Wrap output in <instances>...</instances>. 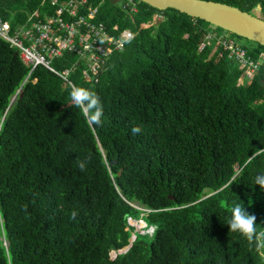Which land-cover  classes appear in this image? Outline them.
<instances>
[{
  "label": "trees",
  "instance_id": "16d2710c",
  "mask_svg": "<svg viewBox=\"0 0 264 264\" xmlns=\"http://www.w3.org/2000/svg\"><path fill=\"white\" fill-rule=\"evenodd\" d=\"M133 1L134 12L110 0L77 7L83 14L100 2L94 22L116 37L133 33L95 78L81 75L75 52H63L51 64L69 70L67 81L43 65L24 81L29 68L0 38V264H264L226 224L241 203L264 227V191L254 183L264 155L245 166L264 148V46L247 47L258 67L238 84L222 32ZM213 1L258 7L264 19V0ZM50 2L0 0V21L12 35L35 11L36 19L53 15ZM154 15L162 19L141 27ZM73 87L99 96L101 125L74 106ZM128 217L152 231L139 233Z\"/></svg>",
  "mask_w": 264,
  "mask_h": 264
},
{
  "label": "built area",
  "instance_id": "2783aa9c",
  "mask_svg": "<svg viewBox=\"0 0 264 264\" xmlns=\"http://www.w3.org/2000/svg\"><path fill=\"white\" fill-rule=\"evenodd\" d=\"M110 1L119 4L120 7L125 8L128 12L136 11L133 0ZM56 3L57 0H51L49 4L52 8V13L54 11L53 15L44 14L42 19H36L39 14L34 12L24 24L18 26L17 32L12 35L9 34L8 23L0 21V38L10 48L19 52L22 62L30 68L28 76L37 65H43L67 81L66 76L69 70L57 71L51 63L54 58H57L63 52H75L84 65L80 69L81 75L85 79L95 78L103 70L107 61L106 56L113 49L124 47L125 33L130 32L132 37L133 33L129 29H124L116 37L110 34L102 23L94 22L93 19L101 5L100 2L96 7H91V4L88 5L83 14L78 13L77 7L78 5L87 4V0L63 2L53 10ZM144 24L146 23H142L141 26ZM113 28L117 29L116 26ZM210 37L212 36L207 34V40L198 44V51H202L209 46ZM218 38L224 49L227 50L228 58H234L237 65L239 64L238 68L242 70V77L252 78L258 67V61L249 55L247 49L238 44L230 35L222 32ZM259 56L263 57L264 53H260ZM240 82L241 79L239 80ZM259 102H264V92L263 98ZM134 205L138 206L137 204ZM130 219L132 218L128 217L129 224L133 225ZM136 221L138 222L136 225L143 224V227L145 226V222L141 218Z\"/></svg>",
  "mask_w": 264,
  "mask_h": 264
},
{
  "label": "clouds",
  "instance_id": "9594fccd",
  "mask_svg": "<svg viewBox=\"0 0 264 264\" xmlns=\"http://www.w3.org/2000/svg\"><path fill=\"white\" fill-rule=\"evenodd\" d=\"M125 37H126V39L124 40L125 43L131 42L132 34L130 32H126ZM238 44H240V43H238ZM240 45L244 46L247 49V53L249 54L247 46H245L243 44H240ZM17 53L19 56L18 51H17ZM261 53H263V52H261ZM20 60H21V58H20ZM21 62H22V60H21ZM29 70H30V68H29ZM29 70H28V73H29ZM241 72H242V70H240V76L238 78V84L245 83V82H247L248 79H251V78L242 77ZM29 76L27 74L24 81H26L29 78ZM240 79H241V82L239 83ZM34 81H35V79H34ZM70 98H71L74 106H76L82 110V113H83L84 117L87 119V122L89 125L99 126L102 124L103 108H102L101 100H100L98 95H96L93 91L86 89V88H83V87H73L71 92H70ZM139 132H141L140 127L137 126V127L132 128L133 134H136ZM260 155H264V148H259L256 150L255 153L250 155L245 166H247V164H251L253 162V160L257 156H260ZM85 163H86L85 161H79L78 162V167L80 168L81 171H83L85 169ZM254 183L256 185H259L260 189L262 191H264V172L256 175ZM232 184H233V182L229 181V183L226 185V187H230ZM76 216H77V212L73 211L71 213V217L74 219ZM226 224L229 226V231L234 232V233H239L244 239H246V241H248L250 246H253L257 251H260L262 254H264V227H260L258 229V227H257L258 224L256 223L255 215L249 214L246 211L245 207H243V205L241 203L234 204L231 207L230 218L227 220ZM145 226H146V224H145ZM145 226L143 228L148 229Z\"/></svg>",
  "mask_w": 264,
  "mask_h": 264
},
{
  "label": "water",
  "instance_id": "95a60500",
  "mask_svg": "<svg viewBox=\"0 0 264 264\" xmlns=\"http://www.w3.org/2000/svg\"><path fill=\"white\" fill-rule=\"evenodd\" d=\"M139 1L158 10L176 9L191 17L204 20L210 25L264 46V19L239 7L213 0ZM119 173L120 170L117 171L118 175Z\"/></svg>",
  "mask_w": 264,
  "mask_h": 264
},
{
  "label": "rangeland",
  "instance_id": "374dc122",
  "mask_svg": "<svg viewBox=\"0 0 264 264\" xmlns=\"http://www.w3.org/2000/svg\"><path fill=\"white\" fill-rule=\"evenodd\" d=\"M254 14H256L257 16H262V14H261V12L259 11V9L257 8V9H255V13ZM160 19H162V17L161 16H159V15H154L153 16V19H152V21L151 22H149V23H146V24H144L143 26H141V27H148V26H150L151 24H153V23H155L156 21H158V20H160ZM206 26H208V29L209 30H215L216 32H225V30H221V29H215V27H213L212 25H210V24H207ZM221 30V31H220ZM228 34H230V33H228ZM232 35V34H231ZM232 37L238 42V43H240V44H243V45H245V46H247V47H253V46H255V44L252 42V41H248V40H246V39H244L243 37L241 38V37H236V36H234V35H232ZM124 48V47H123ZM105 68V67H104ZM103 68V69H104ZM241 74H242V72H241ZM139 218H132V219H130V222L133 224V225H135L136 227H137V231L139 232V233H141V234H143V233H150L151 231H152V228L150 227V228H148V229H144L143 228V224H139V226L138 225H136L138 222L136 221V220H138ZM135 227V228H136Z\"/></svg>",
  "mask_w": 264,
  "mask_h": 264
},
{
  "label": "bare ground",
  "instance_id": "6f19581e",
  "mask_svg": "<svg viewBox=\"0 0 264 264\" xmlns=\"http://www.w3.org/2000/svg\"><path fill=\"white\" fill-rule=\"evenodd\" d=\"M237 66L239 67V64Z\"/></svg>",
  "mask_w": 264,
  "mask_h": 264
}]
</instances>
